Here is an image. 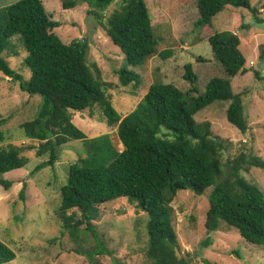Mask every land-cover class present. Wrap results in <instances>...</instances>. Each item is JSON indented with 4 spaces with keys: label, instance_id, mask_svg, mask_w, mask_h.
Instances as JSON below:
<instances>
[{
    "label": "trees",
    "instance_id": "16d2710c",
    "mask_svg": "<svg viewBox=\"0 0 264 264\" xmlns=\"http://www.w3.org/2000/svg\"><path fill=\"white\" fill-rule=\"evenodd\" d=\"M77 1L62 0V7H73ZM82 1L88 3V13L100 16V10L116 0ZM196 2L199 18L195 27L208 41L224 75L210 77L204 91L199 92L195 85L197 75L192 65L185 63L183 78L190 83L186 91L172 83L154 81L135 107L124 115L116 111L108 91L132 82L137 84L138 73L120 68L116 84L103 80L100 67L87 60L89 42L85 38L63 42L54 32L59 22L46 13L42 0H17L1 7L4 24L0 25V72L17 82L20 90L42 97L38 114L21 124L24 135L39 142L35 146L37 156L48 155L33 170L53 165L58 148L71 140H83L87 144L88 154L68 168L66 183L61 187V204L55 214L63 230L76 234L84 224L92 233L96 246L81 252H86L93 261L95 255L104 252L93 223L99 205L127 196L136 200L147 215L146 264H194L179 254L172 223L170 203L177 191L183 189L199 195L211 188L205 216L208 231L226 224L246 241L264 245V194L242 173L253 166L264 169V159L251 151H241L223 163L224 141L212 135L208 121L194 119L197 111L212 102L228 101L227 121L241 133L248 129L241 93L233 92L231 86V77L246 72L240 38L231 30L215 31L212 18L227 5L250 9V3L248 0ZM260 8L264 9V4ZM103 28L129 65H140L157 53L158 39L145 0H118L106 16ZM14 36L27 53L24 63L30 71L28 79H23L3 56ZM258 50L264 60V43ZM197 60L204 59L198 56ZM254 74L259 76L257 71ZM94 105L101 109L107 125L114 127L121 150L114 146L109 132L87 138L72 122V111ZM3 121L0 117V141L5 138L1 129ZM23 150L24 146L13 143L0 146V175L28 162ZM0 183L4 188L10 186L3 179ZM25 188L23 182L18 193L23 200ZM201 244L207 246L208 239ZM14 257L13 250L0 240V264ZM114 260L115 264H122ZM204 263L214 264L206 259Z\"/></svg>",
    "mask_w": 264,
    "mask_h": 264
},
{
    "label": "rangeland",
    "instance_id": "374dc122",
    "mask_svg": "<svg viewBox=\"0 0 264 264\" xmlns=\"http://www.w3.org/2000/svg\"><path fill=\"white\" fill-rule=\"evenodd\" d=\"M14 1L17 0H0V25L4 24L1 7ZM61 1L42 0L46 13L59 22L54 32L65 43L85 38L89 42L87 60L100 67L103 80L116 84L120 68L139 74L137 84L132 82L108 91L112 105L121 115L135 107L154 81L172 83L186 91L190 83L183 78L185 63H190L197 75L195 85L199 92L204 91L210 77L224 75L208 41L195 27L199 18L196 0H145L158 39L157 53L137 66L126 63L123 53L103 28L106 16L118 0L100 10V16L88 13L85 1L79 0L69 8H63ZM248 2L250 9L227 5L212 18L215 31H234L241 40L239 48L245 58L246 72L231 77V86L233 92L241 93L248 129L241 133L227 121L228 101H214L194 114L197 122L208 121L212 135L224 141L223 163L241 151H251L264 159V60L258 55L259 46L264 43V20H258L264 18V9L260 8L264 0ZM167 51V56H162ZM26 54L16 36L3 52L23 79L30 75L24 63ZM198 56L204 60L198 61ZM41 102L40 95L20 90L17 82L0 72V117L4 119L1 129L5 135L0 146L9 143L24 146L23 154L28 157L24 166L0 175V179L10 182L8 188L0 183V240L15 253L12 260L3 264H115L114 259L122 264H146L147 215L132 198L119 197L99 205L93 223L102 243L97 247L101 246L104 252L95 255V261L86 252L82 253L96 246L95 237L84 224L76 234L62 229L55 214L61 204V187L66 183L70 164L88 154L87 144L83 140L67 142L58 148L53 165L34 171L36 164L48 155L37 156L35 146L39 142L27 138L21 124L38 114ZM71 118L87 138L109 132L114 146L122 149L114 127L107 125L97 105L72 111ZM242 173L264 194L263 168L253 166ZM23 182L26 184L24 200L18 194ZM210 191L208 188L197 195L189 189L179 190L170 203L179 254L190 258L194 264H205L204 259L214 264H264V245L246 241L235 228L226 224L212 232L207 230L205 216ZM206 239L208 245L202 246Z\"/></svg>",
    "mask_w": 264,
    "mask_h": 264
},
{
    "label": "crops",
    "instance_id": "0c3cea01",
    "mask_svg": "<svg viewBox=\"0 0 264 264\" xmlns=\"http://www.w3.org/2000/svg\"><path fill=\"white\" fill-rule=\"evenodd\" d=\"M263 20H264V18H263ZM241 41V40H240ZM253 62V61H252Z\"/></svg>",
    "mask_w": 264,
    "mask_h": 264
},
{
    "label": "built area",
    "instance_id": "2783aa9c",
    "mask_svg": "<svg viewBox=\"0 0 264 264\" xmlns=\"http://www.w3.org/2000/svg\"><path fill=\"white\" fill-rule=\"evenodd\" d=\"M252 63V62H251Z\"/></svg>",
    "mask_w": 264,
    "mask_h": 264
}]
</instances>
